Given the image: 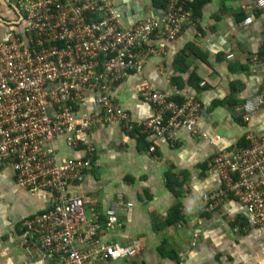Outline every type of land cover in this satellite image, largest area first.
I'll use <instances>...</instances> for the list:
<instances>
[{"label":"crops","instance_id":"obj_1","mask_svg":"<svg viewBox=\"0 0 264 264\" xmlns=\"http://www.w3.org/2000/svg\"><path fill=\"white\" fill-rule=\"evenodd\" d=\"M111 1L126 30L166 15V0ZM256 1L179 0L195 14L196 23L171 41L154 36L147 47L158 55L146 60L141 74L132 73L117 85L113 100L135 121L155 114L154 104L138 90L142 83L170 97L195 96L200 111L196 133L180 129L174 145L114 125L92 129L94 167L70 193L86 198L87 216L97 215L101 222L119 198L131 203L120 212L116 228L105 232L104 241L141 243L132 258L99 264H264V226L250 227L249 214L237 199L212 212L201 210L205 197L222 187L210 160L231 156L248 133L264 135V108L255 111L248 124L239 112L264 83V67L251 62L254 56L264 57V9H252ZM252 16L253 22L243 26ZM22 21L17 0H0V40ZM83 108L97 110L92 99ZM151 145L154 153H149ZM58 150L62 159L83 155L63 144ZM168 173L180 183L175 188L179 198L166 186ZM178 202L182 219L168 224ZM52 204L51 192L33 195L20 189L13 171L0 164V264H60L23 227L26 219ZM242 227L248 230L239 232Z\"/></svg>","mask_w":264,"mask_h":264},{"label":"built area","instance_id":"obj_2","mask_svg":"<svg viewBox=\"0 0 264 264\" xmlns=\"http://www.w3.org/2000/svg\"><path fill=\"white\" fill-rule=\"evenodd\" d=\"M17 5L24 22L0 40V164L13 171L20 189L53 194L51 208L26 219L23 227L60 264L130 259L139 253L140 241L121 246L104 237L132 204L119 198L101 222L97 215L87 216L86 198L70 190L94 167L90 134L96 126L114 125L172 145L180 129L196 133L200 104L195 96L178 102L142 83L138 90L154 104L155 114L141 121L132 120L113 100L117 85L132 73L141 74L146 60L158 55L147 47L150 40L176 39L196 23V16L179 0H166L164 19L150 17L126 30L111 0H17ZM252 9H264V0H257ZM253 20L249 17L242 25ZM251 62L264 67V57L254 56ZM89 99L96 111L83 108ZM261 108L264 83L239 111L244 123ZM246 140L249 145L236 147L231 156L216 155L208 163L222 187L206 197L201 210L212 212L235 198L247 207L250 227L262 226L264 135L248 133ZM61 144L83 155L62 159ZM155 150L149 147V153ZM193 238L195 246L197 235Z\"/></svg>","mask_w":264,"mask_h":264},{"label":"trees","instance_id":"obj_3","mask_svg":"<svg viewBox=\"0 0 264 264\" xmlns=\"http://www.w3.org/2000/svg\"><path fill=\"white\" fill-rule=\"evenodd\" d=\"M179 87H181V85H179ZM262 87H263V84H262ZM262 89V88H261ZM183 97H178V96H176V97H173L172 99H174V100H176V101H178V102H180V101H182L183 99H182ZM143 137V136H142ZM247 145H249L248 144V141L246 140V137L241 141V143L238 145L239 147H245V146H247ZM149 148V147H148ZM180 185V183H179V181L176 179V177L174 176V175H172V174H170V173H168L167 175H166V186H167V188L171 191V192H173L175 195H176V197H180V194L176 191V187L177 186H179ZM209 195V194H208ZM207 195V196H208ZM206 196V197H207ZM206 197H205V199H206ZM180 208H181V203H177L176 204V206L174 207V209L170 212V215H169V217H168V224H173V223H176V222H179V221H181V219H182V217H181V214H180Z\"/></svg>","mask_w":264,"mask_h":264},{"label":"rangeland","instance_id":"obj_4","mask_svg":"<svg viewBox=\"0 0 264 264\" xmlns=\"http://www.w3.org/2000/svg\"><path fill=\"white\" fill-rule=\"evenodd\" d=\"M245 208H246V210H247V212H248V209H247V207L244 205V204H242ZM248 214H249V212H248ZM260 225H262V226H264V222L263 223H261Z\"/></svg>","mask_w":264,"mask_h":264}]
</instances>
